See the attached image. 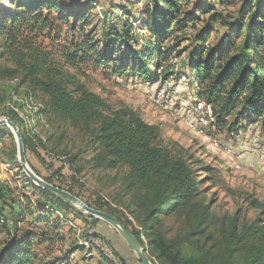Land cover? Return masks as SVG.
I'll use <instances>...</instances> for the list:
<instances>
[{
	"label": "trees",
	"instance_id": "trees-1",
	"mask_svg": "<svg viewBox=\"0 0 264 264\" xmlns=\"http://www.w3.org/2000/svg\"><path fill=\"white\" fill-rule=\"evenodd\" d=\"M97 1L15 0L12 10H0L3 55L14 65L10 74L21 75L23 82L49 97V107L59 117L91 135L96 144L95 168L124 171L118 201L141 229L131 227L116 207L88 205L122 220L154 264H264V201L240 190L241 203L233 213H215L203 189L212 178L200 176L186 149L165 145L160 127L147 122L139 110L129 105L114 107L66 70L80 69L85 75L83 65L88 62L109 66L119 60L136 73H149L154 61L161 64L169 59L163 44L177 43L185 35L189 42L185 76L197 86L196 97L212 106L213 126L238 131L242 120L249 119L262 121L264 128V0H227L239 1L234 11L226 9V0H212L205 10L195 7L193 12L186 10L191 0H127L148 4L135 14L130 5L121 4L124 0L118 4L110 0L116 5L114 13H99L104 25L111 24L104 35L108 41L94 40L93 30L84 31L87 10L80 5L93 8ZM215 23L226 29L219 40L213 38L218 34ZM63 37L66 45L61 43ZM115 52L117 59L112 58ZM154 73L163 80L172 76L165 69ZM3 127L0 141L3 130L12 135ZM22 136L27 153L30 145ZM32 185L34 202L44 207L43 200L52 201L50 214L60 207L74 210ZM14 193L0 179V226L9 242L0 249V264H63L35 252L32 234L19 239L32 203L27 199L28 206L21 205ZM76 213L95 223L102 221ZM42 215L41 221L49 223L45 212ZM48 235L42 232L40 240L47 241Z\"/></svg>",
	"mask_w": 264,
	"mask_h": 264
},
{
	"label": "rangeland",
	"instance_id": "rangeland-1",
	"mask_svg": "<svg viewBox=\"0 0 264 264\" xmlns=\"http://www.w3.org/2000/svg\"><path fill=\"white\" fill-rule=\"evenodd\" d=\"M118 1L114 0L112 3L118 4ZM211 1L191 0L186 10L193 12L195 7L205 10ZM14 2L15 0H0V10H12ZM229 2L225 1L227 10L234 11L238 8L239 1ZM112 3L110 0H98L93 8L86 4L80 5L87 10L83 17L87 22L84 31L93 30L92 39L108 41L104 35L111 24L104 25L99 13L113 14L116 5ZM121 4L130 5V11L134 14L137 8L148 7L147 3L137 5L127 0ZM215 30L218 31V34L213 35L216 40L226 32L218 23H215ZM184 37L185 35L177 43L167 40L163 44L162 50L169 55V59L161 64L154 61L149 73H136L119 60L106 66L95 63L93 59L94 63L83 65L85 75L80 74V69L66 67V70L78 75L81 82L114 107L129 105L139 110L147 122L158 125L165 145L176 150L180 147L186 149L187 154L192 156L190 160L194 167L200 170V176L212 178L206 180L203 189L206 191L205 200L212 204L213 211L219 215L233 213L241 203L240 190L264 201V128L262 121L249 119L242 120L237 127L238 131L219 130L213 126L215 115L212 106L196 97L197 86L185 76L188 72L185 58L189 42ZM65 39H61L63 45H66ZM3 52L0 33V118L13 117L22 135L28 140L30 149L26 157L32 170L49 180L48 182L57 183L66 190L72 187L71 193L86 204H109L116 207L124 219L130 221L131 227L141 229L134 217L118 201L124 171L95 168L92 159L96 144L91 135L59 117L49 107V97L23 82L21 75H11L14 65L6 60ZM118 56L115 52L112 58L117 59ZM157 68L159 71L169 70L172 76L168 80L157 78L154 73ZM30 98L32 100H27ZM3 131L4 139L0 141V179L10 184L15 191L13 196L21 205L28 206L27 199L32 203L31 212H28V218L19 231L20 240L32 234L36 237L33 250L51 262L111 264L102 250L106 244L121 263L119 256L125 259L126 264H141L124 238L105 221L95 223L92 218L78 215L75 209L67 210L63 207L56 208L50 214L48 205L52 201L43 200L44 207L34 202L32 184L35 183L27 177L20 165L15 137L12 132L10 136L7 131ZM48 150L65 154L72 159L68 158V161L73 164L76 175L71 179L70 186L53 180L44 168L43 158ZM76 167L78 171L75 170ZM56 168L59 170L58 166ZM60 171L62 170L58 172ZM68 174L66 170V175ZM25 182L32 184L24 185ZM36 193L39 195V190ZM43 211L48 216L49 223L41 221ZM251 213L255 214L252 211L251 216ZM42 232L49 234L47 241L40 240ZM5 234V229L0 226V249L9 243ZM143 239L146 241L144 235Z\"/></svg>",
	"mask_w": 264,
	"mask_h": 264
},
{
	"label": "water",
	"instance_id": "water-1",
	"mask_svg": "<svg viewBox=\"0 0 264 264\" xmlns=\"http://www.w3.org/2000/svg\"><path fill=\"white\" fill-rule=\"evenodd\" d=\"M0 126L8 127L13 133L17 145L18 159L20 165L27 177L33 183L43 188L44 190L52 193L59 199L63 200L77 212L89 214L111 225L124 238L130 248L135 252L141 264H154L151 258L149 257L147 250L141 245L134 233L124 224L122 220L106 211L89 206L76 195L72 194L66 189H63L53 183L48 182L32 170V168L28 164V160L26 157V150L20 127L14 121H12L10 117L0 118Z\"/></svg>",
	"mask_w": 264,
	"mask_h": 264
},
{
	"label": "built area",
	"instance_id": "built-area-1",
	"mask_svg": "<svg viewBox=\"0 0 264 264\" xmlns=\"http://www.w3.org/2000/svg\"><path fill=\"white\" fill-rule=\"evenodd\" d=\"M32 95V94H31ZM32 100V98L27 99ZM212 112L210 113V116ZM62 167V171L58 172L56 167ZM44 168L48 171L51 177L55 180L64 182L66 185L70 186L72 184V178L76 175L73 170V164L68 161V156L65 154H56L55 152L47 151L45 154ZM66 170L69 172L66 175ZM103 252L106 256L110 257L114 264H122L114 256L112 249H109L106 244L102 247Z\"/></svg>",
	"mask_w": 264,
	"mask_h": 264
},
{
	"label": "crops",
	"instance_id": "crops-1",
	"mask_svg": "<svg viewBox=\"0 0 264 264\" xmlns=\"http://www.w3.org/2000/svg\"><path fill=\"white\" fill-rule=\"evenodd\" d=\"M41 165V164H40ZM41 167H42V165H41ZM43 168V167H42Z\"/></svg>",
	"mask_w": 264,
	"mask_h": 264
}]
</instances>
